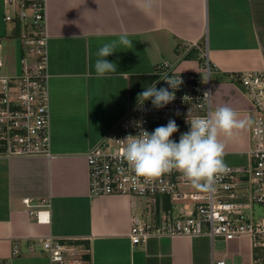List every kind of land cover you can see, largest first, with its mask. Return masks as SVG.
<instances>
[{
    "label": "crops",
    "instance_id": "0c3cea01",
    "mask_svg": "<svg viewBox=\"0 0 264 264\" xmlns=\"http://www.w3.org/2000/svg\"><path fill=\"white\" fill-rule=\"evenodd\" d=\"M125 31L132 48L106 57L118 72L97 77V49ZM46 33L51 156L0 159V264H49L38 245L47 236L87 237L88 264H252L247 238L160 235L132 246V218L152 215L138 199L89 196L85 154L154 81V67L199 70L198 49L180 58L186 45L203 44L215 68L212 110L227 105L252 122L229 75L264 71V0H46ZM250 126L231 139L220 134L227 167L246 164Z\"/></svg>",
    "mask_w": 264,
    "mask_h": 264
},
{
    "label": "built area",
    "instance_id": "2783aa9c",
    "mask_svg": "<svg viewBox=\"0 0 264 264\" xmlns=\"http://www.w3.org/2000/svg\"><path fill=\"white\" fill-rule=\"evenodd\" d=\"M0 3L1 20L4 25H13L12 38L20 44L18 70L10 73L2 71L5 58L0 44V159L49 158L46 0H0ZM192 48L201 51L199 70L179 72L175 63L163 62L152 72L157 88L167 87L158 79L163 75H180L183 83L171 103L154 109L150 101L142 107L134 102L121 120L87 151L88 195L144 199L154 205L150 221L132 218L129 240L134 247L160 235L206 237L211 242L247 238L252 264H264V71L229 75L251 105L250 148L246 164L227 167L211 188L196 189L175 170L157 178L139 177L122 159L121 140L136 134L135 121L142 120V127L151 132L174 119L179 130L172 138L178 139L188 129L186 119L213 111L210 86L215 68L208 62L203 44L186 45L180 58ZM166 201L169 208L164 209ZM24 203L30 204L29 200ZM38 245L49 264H88L87 237L47 236L39 239ZM17 252L14 247L13 254ZM208 264L225 261L212 257Z\"/></svg>",
    "mask_w": 264,
    "mask_h": 264
},
{
    "label": "clouds",
    "instance_id": "9594fccd",
    "mask_svg": "<svg viewBox=\"0 0 264 264\" xmlns=\"http://www.w3.org/2000/svg\"><path fill=\"white\" fill-rule=\"evenodd\" d=\"M121 46L128 49L133 46L126 31L97 49V59L92 65L97 77L118 72L117 65L106 57ZM158 79L167 87L157 88L156 81L143 86L137 97L140 107L150 101L154 109L164 108L175 99V91L183 83L180 75L165 74ZM134 123L138 131L121 140V156L137 176L157 178L175 170L182 173L194 188L202 189L211 188L216 178L227 169L223 159L225 144L219 139L220 134L234 138L239 130L251 124V120L240 119L235 109L221 105L208 115L186 119L188 129L181 132L178 139L172 138L179 130L174 119H168L166 124L151 132L142 127V120Z\"/></svg>",
    "mask_w": 264,
    "mask_h": 264
},
{
    "label": "rangeland",
    "instance_id": "374dc122",
    "mask_svg": "<svg viewBox=\"0 0 264 264\" xmlns=\"http://www.w3.org/2000/svg\"><path fill=\"white\" fill-rule=\"evenodd\" d=\"M2 12L3 9L0 3V44H1L2 54H4V58H5V67L2 69V71L4 73H10L18 70L19 57H20V44L19 42H17L12 38L13 25L12 24L4 25V23L2 22L1 20ZM212 78L214 80L213 75L211 76V79ZM138 200L142 201L140 202V207H142V209L144 208V212L142 213H144L145 216L152 215V212L154 210V205L144 199H138Z\"/></svg>",
    "mask_w": 264,
    "mask_h": 264
},
{
    "label": "trees",
    "instance_id": "16d2710c",
    "mask_svg": "<svg viewBox=\"0 0 264 264\" xmlns=\"http://www.w3.org/2000/svg\"><path fill=\"white\" fill-rule=\"evenodd\" d=\"M164 207H165L164 209L169 208V202L166 201V202L164 203Z\"/></svg>",
    "mask_w": 264,
    "mask_h": 264
}]
</instances>
